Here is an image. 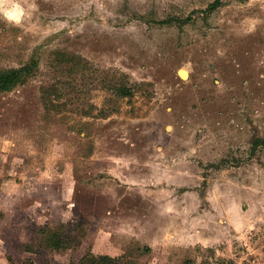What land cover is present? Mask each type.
<instances>
[{
  "label": "rangeland",
  "instance_id": "1",
  "mask_svg": "<svg viewBox=\"0 0 264 264\" xmlns=\"http://www.w3.org/2000/svg\"><path fill=\"white\" fill-rule=\"evenodd\" d=\"M213 1L10 0L0 264H264V0Z\"/></svg>",
  "mask_w": 264,
  "mask_h": 264
},
{
  "label": "trees",
  "instance_id": "2",
  "mask_svg": "<svg viewBox=\"0 0 264 264\" xmlns=\"http://www.w3.org/2000/svg\"><path fill=\"white\" fill-rule=\"evenodd\" d=\"M219 5V0H215L210 3L209 8L213 9ZM75 55L67 56L70 60ZM79 57V56H78ZM81 58V57H80ZM79 59V58H78ZM38 59L31 58L28 62L17 66L9 67L0 70V92L8 91L17 85L23 84L26 80L34 74L36 67L38 66ZM117 94L122 97H131L133 95L132 89L126 86L118 87ZM264 143V141H263ZM47 245L57 246L61 245V240L57 233L46 236ZM22 264H32L31 260L27 259ZM50 264V263H47ZM70 264H121L115 257L110 254H87L80 261L72 262Z\"/></svg>",
  "mask_w": 264,
  "mask_h": 264
},
{
  "label": "clouds",
  "instance_id": "3",
  "mask_svg": "<svg viewBox=\"0 0 264 264\" xmlns=\"http://www.w3.org/2000/svg\"><path fill=\"white\" fill-rule=\"evenodd\" d=\"M9 4L10 0H0V13H3L10 21L19 22V15L13 11H6Z\"/></svg>",
  "mask_w": 264,
  "mask_h": 264
},
{
  "label": "bare ground",
  "instance_id": "4",
  "mask_svg": "<svg viewBox=\"0 0 264 264\" xmlns=\"http://www.w3.org/2000/svg\"><path fill=\"white\" fill-rule=\"evenodd\" d=\"M180 73H181L182 76H186V74H187L186 70H184V69H181Z\"/></svg>",
  "mask_w": 264,
  "mask_h": 264
}]
</instances>
